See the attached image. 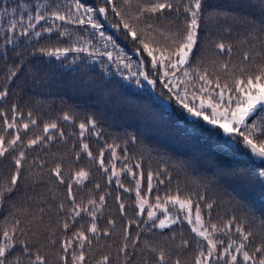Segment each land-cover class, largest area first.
I'll use <instances>...</instances> for the list:
<instances>
[{"label": "trees", "instance_id": "obj_1", "mask_svg": "<svg viewBox=\"0 0 264 264\" xmlns=\"http://www.w3.org/2000/svg\"><path fill=\"white\" fill-rule=\"evenodd\" d=\"M72 2L73 0H0V41L4 39L11 20L33 13L37 5L45 6L41 8L43 12L54 6H60L63 10L64 6ZM82 2L96 8L104 6V0ZM137 2L144 3L145 0H132L131 7L125 11L135 14ZM171 2L173 10H166L151 19L145 18L138 24L135 21L133 23L138 29L151 23L165 33L183 32L188 18L183 8L189 0ZM116 3L118 8L123 6V0H116ZM262 5L264 0H202L198 40L190 57L191 68H207L210 74L220 75L222 80L225 79V74L219 70V66L224 63L236 75L241 68L247 72H255L259 65L264 64ZM96 18L104 24L106 35H111L119 45V49H112L109 45L110 50L119 52L123 49L121 54L127 55L133 65L131 69H124L120 65L118 70L116 64L103 56L99 60H93L84 53H70L67 58L57 60L38 52L37 49L41 47L69 45L71 41L56 32H45L36 39L17 35L16 45H8L6 54L0 51V90L5 87L8 89V95L0 100V111L6 112L11 121V110L15 105L24 113L17 124L27 122V113L32 112L37 124L30 125L28 130L19 129L24 145L37 136L45 137L44 143L24 147L26 159L21 179L0 201V232L19 219L23 234L17 232V241H26L33 251L38 249L46 257L48 264H61V242L72 238L78 231L88 235L90 241L85 242V264H96L103 255L110 257L109 264H158L159 250L165 252L166 264H174L176 259L181 264H193L201 247L207 245L183 219L184 212L171 204L166 205L168 215L173 218L177 215L181 217L177 223L166 228L153 227V220L147 216L149 205L155 204L156 196L163 198L170 192L175 194L179 188L182 198L184 194L194 197L203 195L207 202H214L210 219L218 227H222L232 216L236 217L237 223H243L246 231L253 234L251 242L247 244V250L251 253L255 246L264 243V184L260 182L264 178L253 173L243 179L239 176H221L217 175V169H222L224 163H228L241 170H259L260 161L246 155L238 156L235 160L218 157L205 136L192 134L194 118L185 119L186 114L181 112L174 100L168 99L167 91L162 85L158 83L153 89L146 81L142 80V86H137L135 78L126 79L130 71H148L154 76L155 70L146 59H142L146 57V53H138L137 44L130 38H125L126 30L111 26L119 20L115 13L110 11L107 18L97 13ZM26 22L25 20L23 23ZM49 23L50 21L41 22L44 26ZM65 26L72 30L73 40L81 35L90 36L95 33L90 26ZM156 39L162 41L163 37L156 36ZM96 42L101 47L98 38ZM219 42L230 45L231 52L216 49L215 45ZM3 48L4 45L0 43V50ZM245 52L249 53L247 61L243 58ZM13 69L17 70V75L7 79L8 72ZM65 114L71 116L72 120H64ZM90 120L96 121L94 128L89 125ZM52 122L58 125L63 136L57 130L43 132L44 125ZM80 123L89 125L83 136L80 135ZM2 128L3 119L0 117V130ZM97 132L100 133L99 136L96 135ZM12 134L10 130L5 137L6 142ZM49 135L51 139L48 138ZM132 136L136 137L135 141L131 139ZM83 144L88 145L92 157L82 150ZM108 145L119 146L114 149L115 157ZM101 150H104L105 167L111 169V165L115 164L116 170L120 172L128 164L133 167L137 176L124 171L118 177H112V182L109 183L111 171L105 172L97 162ZM16 155L17 151H11L0 158V189L7 186L15 172L13 158ZM125 155L128 157L127 161L123 159ZM137 163L140 164L139 168L135 167ZM57 164L61 166L64 183L52 172ZM165 168L171 176L170 181L163 173ZM80 170L88 172V179L83 183H76L73 177ZM141 171L144 175L138 194L136 180L140 179ZM149 172H160L159 178L165 180L164 184L157 185L154 177L151 192L147 189ZM117 179L119 184L116 183ZM69 183L76 203L82 208L88 207L96 211L94 218L83 212L73 222L70 209L74 205L68 197ZM97 184L99 188L96 187ZM101 195L105 196L102 202L99 201ZM141 198L148 201L143 213H140L138 205ZM91 199L96 200L97 204L89 205L88 201ZM161 202L163 203V199ZM120 203L125 205L123 211L119 207ZM60 204L64 205L63 209H60ZM201 208L204 209L203 203ZM154 210L159 219L164 218V208ZM93 219L98 227L95 234L88 232ZM159 219L155 222L158 223ZM65 221L70 225L67 230L63 229ZM110 221L114 223H109ZM214 238L228 242L230 239L238 240L239 236L233 229L227 235L217 232ZM184 241H188L187 247L184 246ZM124 243L129 245L127 253L121 251ZM219 247L222 249L224 245ZM21 251L22 246L17 243L9 260L20 255ZM27 255L24 253V256ZM23 264L27 262L24 261ZM212 264L230 262L227 257H222L219 260L214 258ZM237 264H244L242 256L238 257Z\"/></svg>", "mask_w": 264, "mask_h": 264}, {"label": "snow or ice", "instance_id": "obj_2", "mask_svg": "<svg viewBox=\"0 0 264 264\" xmlns=\"http://www.w3.org/2000/svg\"><path fill=\"white\" fill-rule=\"evenodd\" d=\"M131 4L132 0H123V6L118 8L116 0H104V6L96 8L86 5L82 0H73L72 4L64 6L63 10L60 9V6H54L43 12L41 8L45 6L37 5L33 13L26 16L20 15L18 19H13L9 22L4 39L0 41L4 45V48L0 51L6 54L8 45H16L17 35L22 38L36 39L42 37L45 32H56L59 36L69 39L71 41L69 45L67 47H41L37 49L38 52L54 57L57 60L67 58L70 53H84L93 60H99L103 56L107 57L108 61L116 64L118 70L120 65L124 69H131L133 65L127 55L121 54L123 49H120L119 52L110 50L109 45H111L112 49H119V45L111 35H106L103 30L104 24L96 18L97 13L107 18L111 11L119 18L111 26L116 29L122 28L126 30L125 38H130L137 44L136 51L138 53H146V57H142V59H146L151 68L155 70L154 76H151L148 71H130L126 79L135 78L137 86H142V80L146 81L153 89L157 87L158 83L162 85V88L167 91L168 99L174 100L181 112L186 114L185 119L187 117L194 118L193 123L195 126L192 134L205 136L207 141L212 144L218 157H230L235 160L238 156L246 155L249 158H258L261 164L259 170H241L221 161V163H224V167L217 169V175L239 176L243 179L253 173L257 177L264 178V64L259 65L255 72H247L244 68H241L238 75L231 72L227 63L221 64L219 70L225 74V79L223 80L220 75L210 74L207 68H191L190 57L198 40L202 0H189L188 4L184 6L183 10L187 13L188 18L183 32L174 31L167 33L155 28L151 23H147L144 28L138 29L133 21L138 24L145 18L151 19L166 10H173L174 5L171 0L137 2L135 14L125 11L126 8L131 7ZM175 10L179 11V9ZM25 20L27 22L23 23ZM42 21H50V23L44 26L41 24ZM65 25L90 26L91 29L95 30V33L90 36L81 35L73 40L72 30ZM9 33L12 35L10 36ZM153 33L156 35H153ZM156 36H162L163 40H157ZM97 38L103 51H101V47L97 46ZM215 47L220 52L227 51L230 53L232 50L231 46L226 45L224 42L217 43ZM243 58L245 61L249 60V53L245 52ZM101 65L103 66L102 61ZM16 75L17 70L13 69L8 72L7 79H11ZM121 75H123V72H121ZM229 81L231 82L229 83ZM7 95L8 89L6 87L0 90V100H3ZM162 96L163 92L161 93ZM11 111V121H9L6 112L0 111V117L3 119V128L0 130V158L5 157L11 151H17V155L13 158L15 172L12 174L7 186L0 189V201L4 199L5 193L11 192L21 179V170L26 159L24 147H34L45 141L44 136H37L35 139L28 140L27 144L24 145L19 129L28 130L30 125L35 126L37 124V120L33 117L32 112H28L27 122L17 124V120L22 118L24 113L19 111L15 105ZM63 119L69 121L72 120V117L65 114ZM89 125L94 128L96 121L90 120ZM89 125L85 123L79 124L81 136L84 135ZM205 125L210 127H205ZM10 130L13 134L6 142L5 137ZM51 130L60 131L61 136H63V132L58 129V125L55 122L44 125V133H50ZM96 135L99 136L100 133L97 132ZM48 138L51 139V135ZM131 139L135 141L136 137L132 136ZM18 145H21V147L18 148ZM116 147L119 146L108 145V149L112 150L113 157L116 156L114 150ZM82 150L86 151L89 157H92V152L88 150L87 144H83ZM123 159L127 161V155ZM97 162L105 172L111 171V176L108 178L109 183L112 182V177H118L120 172L127 171L134 177L137 176V173L133 171V167L128 164H125L120 172L116 170L115 164L111 165V169L105 167L104 150L100 151ZM135 167L139 168L140 164H135ZM52 172L61 183H64L59 164L52 169ZM163 173L170 181L171 176L167 174L166 168ZM88 175V172L80 170L75 173L73 179L76 183H83L88 179ZM143 175L141 171L139 173L140 179L136 180V191L138 194ZM160 175V172L155 174L148 173L147 189L149 192L154 187V177L157 185L165 183L164 179L159 178ZM260 182L264 184V180ZM116 183H120L119 179H117ZM96 187L99 188V185L97 184ZM67 188L69 200L74 205L70 209L73 222L83 212H87L89 216L94 218L96 211L90 210L88 207L82 208L80 204L76 203L72 194L71 183L67 185ZM162 199L163 203L161 202ZM104 200L105 196L101 195L99 201L102 202ZM147 203L146 199H140V213L144 212ZM202 203L204 209L207 210L206 212L201 208ZM88 204L96 205L97 201L91 199ZM168 204L176 206L183 211V219L192 226L191 230L206 242L207 246L201 247V250L194 258L193 264H212L214 258L219 260L222 257H227L230 264H237L239 256H242L244 264H264V243L255 246L250 253L247 250V244L251 242L252 232L246 231L243 223H237L235 216L228 219L222 227L212 223L210 216L214 202H207L206 197L203 195L194 197L190 194H184L182 198L180 189L177 188L175 194L170 192L163 198L156 196L155 204L149 205L150 210L147 212L148 218L153 220V227L166 228L181 219L179 215L173 218L167 214L166 205ZM59 207L63 209L64 205L60 204ZM119 207L123 211L125 205L120 203ZM156 208L165 209L163 219L157 217V212L154 210ZM206 216L208 217L207 220L205 219ZM156 219H159L158 223L155 222ZM21 223L19 219H16L10 227L0 232V237H2L0 239V264H23L24 261L27 264H48L46 257L38 249L33 251L26 241H17V232L19 231L23 234V229L20 227ZM109 223H114V221ZM69 227V223L65 221L63 229L67 230ZM233 229L239 236L238 240L230 239L226 242L225 240L214 238L217 232L227 235ZM88 232L93 234L98 232L94 219L88 228ZM136 239L138 240L139 237ZM125 240H127V236H125ZM85 242L90 243L88 235L83 231H78L73 234L72 238L63 240L61 242L63 255L59 257L61 264H69V261H71V264H85ZM17 243L22 246L21 254L9 260V256ZM183 243L184 246H188V241ZM220 245H224V247L221 249ZM128 247V243H124L121 251L127 253ZM152 251L155 252L157 250L152 249ZM24 253L28 255L24 256ZM166 259L165 252L159 250L157 256L158 264H166ZM109 260L110 257L108 255H103L97 260L96 264H109ZM174 264H181V261L176 259Z\"/></svg>", "mask_w": 264, "mask_h": 264}, {"label": "rangeland", "instance_id": "obj_3", "mask_svg": "<svg viewBox=\"0 0 264 264\" xmlns=\"http://www.w3.org/2000/svg\"><path fill=\"white\" fill-rule=\"evenodd\" d=\"M255 158V157H254ZM256 159H258V158H256ZM259 160V159H258ZM140 201V200H139ZM138 205H139V202H138ZM146 206V205H145ZM158 209H161V208H158Z\"/></svg>", "mask_w": 264, "mask_h": 264}]
</instances>
